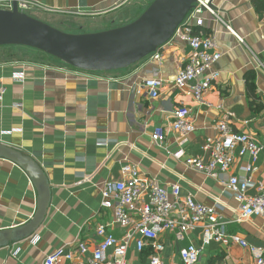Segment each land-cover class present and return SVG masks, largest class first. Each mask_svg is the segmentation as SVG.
Wrapping results in <instances>:
<instances>
[{
  "label": "crops",
  "instance_id": "0c3cea01",
  "mask_svg": "<svg viewBox=\"0 0 264 264\" xmlns=\"http://www.w3.org/2000/svg\"><path fill=\"white\" fill-rule=\"evenodd\" d=\"M19 3L25 7L18 6V10L33 12L35 16L25 14L36 20L76 24L88 29L82 32L88 34L129 24L126 12H138L145 0ZM212 7L217 16L203 13V26L196 28L214 37L221 54L214 66L219 78L204 95V104L173 85L189 53L176 40L158 50L160 61L152 54L119 71L83 72L56 60L0 62V144L31 158L50 189L42 224L30 237L0 248V264H43L48 254L72 249L77 243L93 250L99 243L98 226L122 239L125 230L100 206V190L106 182L119 180L126 164L136 166L142 178L161 187L178 185L182 197L189 195L204 206L219 205L227 231L264 251V221L234 222L238 203L227 188L230 177L245 176L241 168L250 164L248 157L236 155L231 170L217 178L185 164L186 158L208 161L203 148L217 138V123L230 113L232 130L249 135L262 147L247 177L251 185L264 184V0H212ZM0 9L10 10L11 1L0 0ZM15 73H22L24 81H13ZM146 79L162 81L157 99H150L141 89ZM248 80L254 85L251 95ZM180 106L189 109L194 126L186 137L171 129L172 112ZM158 128L166 135L161 147L152 140ZM180 149L185 158L177 160L174 155ZM36 209L37 192L28 175L0 158V232L26 225ZM34 238H38L36 244H32ZM159 238L164 245L163 264H181L179 250L199 245L200 230L187 234L183 241H176L170 232H162ZM148 256V249L138 253L131 244L126 261L146 264ZM196 264H256V259L238 245L213 243Z\"/></svg>",
  "mask_w": 264,
  "mask_h": 264
},
{
  "label": "built area",
  "instance_id": "2783aa9c",
  "mask_svg": "<svg viewBox=\"0 0 264 264\" xmlns=\"http://www.w3.org/2000/svg\"><path fill=\"white\" fill-rule=\"evenodd\" d=\"M18 6L25 7V4L20 5L18 2ZM203 13L217 16L212 0H196L169 41H179L189 48L173 85L199 104H204V95L219 78V72L214 66L221 58L214 37L201 30L196 31V28L203 26ZM226 30L238 42H242L229 26H226ZM158 50L154 53V58L160 61ZM11 78L16 82L24 81L22 73H15ZM161 87L162 81L159 79H146L141 83V89L150 99L159 97ZM217 109L222 110V107L218 106ZM231 118L232 114L225 113L216 126L217 138L203 148L209 154L208 161L186 158L185 164L217 178L231 170L236 155L248 157L250 164L241 168L245 176H232L227 182L228 190L238 203V216L234 222L242 223L252 218L264 221V184L251 185L247 177L252 172L262 147L249 135L234 132L229 124ZM171 129L183 137L194 132L188 108L180 106L173 110ZM165 136V132L158 128L154 130L152 140L161 147ZM174 158L184 159L183 149ZM120 171L119 180L108 181L101 188L100 206L110 211L113 222L125 230L123 238L118 240L104 226H98L96 235L99 243L93 250L84 243H77L72 249L60 248L48 254L43 264H127L126 256L131 244L135 245L138 253L149 250L146 264H163L164 245L159 235L170 232L176 241H183L187 234L196 230H200L199 245H188L179 250L181 264H196L203 251L213 243L238 245L248 250L256 259V264H264L262 248L252 246L240 236L227 231L226 224L220 220L219 205L204 206L189 195L182 197L178 185L167 189L150 182L141 177L136 166L126 164ZM250 189H254L255 194L250 195ZM37 241L38 238H34L32 244Z\"/></svg>",
  "mask_w": 264,
  "mask_h": 264
},
{
  "label": "water",
  "instance_id": "95a60500",
  "mask_svg": "<svg viewBox=\"0 0 264 264\" xmlns=\"http://www.w3.org/2000/svg\"><path fill=\"white\" fill-rule=\"evenodd\" d=\"M0 9V47L20 46L50 56L83 72H111L127 69L167 44L192 10L196 0H154L131 23L88 34H68L18 10ZM0 158L20 167L37 192V209L24 226L0 232V248L30 237L46 215L50 189L41 168L29 157L0 144Z\"/></svg>",
  "mask_w": 264,
  "mask_h": 264
},
{
  "label": "rangeland",
  "instance_id": "374dc122",
  "mask_svg": "<svg viewBox=\"0 0 264 264\" xmlns=\"http://www.w3.org/2000/svg\"><path fill=\"white\" fill-rule=\"evenodd\" d=\"M153 1L154 0H145V3H143V5H141L138 9L139 13L133 10H129V12H126L130 16V20L127 23H130L134 21L135 19H137L139 15H141ZM24 12L28 15L35 16V14L31 11L25 10ZM48 22L49 23L47 24H49L50 26L62 32L68 33V34H87V33H82V32L88 29L79 28L76 24L72 25L68 22H65L63 24H57L56 22H53L50 20ZM51 60H56V59L45 56L40 52L31 50L28 48H24L20 46H1L0 47V62H23V63L28 62V63L46 64L48 61H51Z\"/></svg>",
  "mask_w": 264,
  "mask_h": 264
},
{
  "label": "trees",
  "instance_id": "16d2710c",
  "mask_svg": "<svg viewBox=\"0 0 264 264\" xmlns=\"http://www.w3.org/2000/svg\"><path fill=\"white\" fill-rule=\"evenodd\" d=\"M31 50H33V49H31ZM36 51V50H35ZM38 52V51H37ZM41 53V52H40ZM43 54V53H42ZM43 55H45V54H43ZM45 56H47V55H45ZM48 57H50V56H48ZM52 58V57H51ZM54 59V58H53ZM247 89H248V93H250V95H251V93H252V91L254 90V85H253V82L252 81H247Z\"/></svg>",
  "mask_w": 264,
  "mask_h": 264
}]
</instances>
